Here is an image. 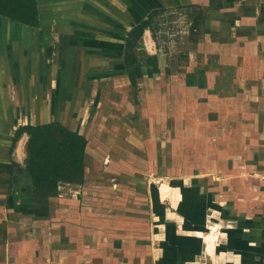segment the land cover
<instances>
[{
    "label": "crops",
    "instance_id": "crops-1",
    "mask_svg": "<svg viewBox=\"0 0 264 264\" xmlns=\"http://www.w3.org/2000/svg\"><path fill=\"white\" fill-rule=\"evenodd\" d=\"M0 6H36L38 14L29 23L0 12V264H264V0ZM149 16L136 39L132 29ZM126 53L136 58L131 67ZM189 58L202 71L200 98L190 102L191 116L182 114L180 136L165 142L171 163L163 175L138 181L130 200H110L99 225L90 206L75 208L82 183H34L21 128L59 123L86 140L94 106H110L116 117L119 108H139L141 93L156 90V74L174 81ZM222 98L228 112L213 116L225 126L195 130V108ZM227 139L230 148L212 146Z\"/></svg>",
    "mask_w": 264,
    "mask_h": 264
},
{
    "label": "rangeland",
    "instance_id": "rangeland-1",
    "mask_svg": "<svg viewBox=\"0 0 264 264\" xmlns=\"http://www.w3.org/2000/svg\"><path fill=\"white\" fill-rule=\"evenodd\" d=\"M139 56H144L142 50ZM140 59V61H144L143 57ZM173 62H178V59H173ZM169 64H171V61ZM197 65V59L189 58L185 60L184 64L176 66L175 72L177 73L174 74L176 77L173 78L174 81H170L172 85H168L170 82L167 80V74L163 76L159 73L156 74V85L153 86V89L156 88V90L154 93H150L148 90L142 92L140 95L141 106L130 109L131 113L129 108H119V116L116 117L115 109H112L110 106L96 105L93 107L90 114L94 116L88 117L89 121L86 122V124L88 123L86 133L91 139H88L85 133L87 142L90 141L93 154L90 159L88 157L91 156V153L84 156V170H86V173L83 174V178L79 182L82 183V191L76 194L80 197L84 195L82 199L83 204L81 203L75 208L84 211L90 206L94 211V214H92L94 218L92 222L94 224L99 225L105 220L104 214L114 206L113 199L117 201L118 197H123L125 200H130L138 181L145 186L150 178L163 175V166L171 163V159L168 160L165 154V142L171 137L180 136V130L178 129L181 126L178 123H181L180 118L183 116L182 114L188 113L191 116L193 112L190 110V102L200 98L197 95L200 92L197 93L198 91L194 89L195 86L199 85V82H202L198 75L202 71L196 70ZM180 72H184L185 74L180 76ZM255 77L257 79V75ZM168 88L171 89L167 91ZM254 92L260 94L261 90L257 89ZM154 97L156 100L152 101ZM201 98L204 100V95ZM222 101H224L223 98L219 102L221 104L206 102V105L197 106L194 114L199 116L200 121L190 119L189 123L195 126V130L209 129L213 126H225L216 121L219 118H214L213 116L215 115L213 112H221L225 109L222 108L224 107L222 106L224 104ZM225 111L228 112L226 109ZM73 114L77 117L79 115L77 111ZM102 116H106V119L102 120ZM110 116L113 119H110ZM138 117L141 119L136 121ZM21 129L19 134L22 132ZM111 131L112 134L110 133ZM138 131L142 135L140 139L136 136ZM222 145L230 148L231 144L228 139L226 142H221V145L219 143L212 144V146L216 147ZM14 148L15 145L13 151ZM25 150L26 163L28 157L27 142ZM184 150L186 149H183V158L186 157L185 153H188ZM180 155L181 152L179 153V151L178 154L174 153L175 158L173 159L175 163L179 161ZM190 156H194V158L198 157L201 162L208 163L210 161L206 155L198 156L190 154ZM153 166H159L160 169H155L154 171ZM180 167L178 166V168ZM72 193L75 194L76 192Z\"/></svg>",
    "mask_w": 264,
    "mask_h": 264
},
{
    "label": "trees",
    "instance_id": "trees-1",
    "mask_svg": "<svg viewBox=\"0 0 264 264\" xmlns=\"http://www.w3.org/2000/svg\"><path fill=\"white\" fill-rule=\"evenodd\" d=\"M0 12L29 23L37 22L38 18L36 6H0ZM150 19L149 16L136 25L131 31L132 36L137 39ZM130 43L132 44L131 41ZM128 55L126 53L125 63L131 67L136 58ZM153 68L158 69L156 57L153 58ZM21 130H26L29 134L26 167L32 172L34 183L54 185L59 181L81 182L86 145L81 134L70 131L59 123L29 126Z\"/></svg>",
    "mask_w": 264,
    "mask_h": 264
},
{
    "label": "bare ground",
    "instance_id": "bare-ground-1",
    "mask_svg": "<svg viewBox=\"0 0 264 264\" xmlns=\"http://www.w3.org/2000/svg\"><path fill=\"white\" fill-rule=\"evenodd\" d=\"M140 22V21H139Z\"/></svg>",
    "mask_w": 264,
    "mask_h": 264
}]
</instances>
